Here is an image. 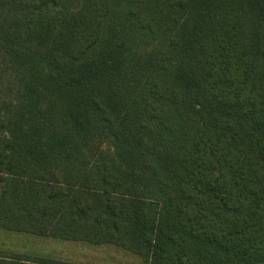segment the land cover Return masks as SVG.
Returning a JSON list of instances; mask_svg holds the SVG:
<instances>
[{
    "label": "trees",
    "instance_id": "16d2710c",
    "mask_svg": "<svg viewBox=\"0 0 264 264\" xmlns=\"http://www.w3.org/2000/svg\"><path fill=\"white\" fill-rule=\"evenodd\" d=\"M0 182V228L264 264V0H0Z\"/></svg>",
    "mask_w": 264,
    "mask_h": 264
},
{
    "label": "rangeland",
    "instance_id": "374dc122",
    "mask_svg": "<svg viewBox=\"0 0 264 264\" xmlns=\"http://www.w3.org/2000/svg\"><path fill=\"white\" fill-rule=\"evenodd\" d=\"M3 183L0 182V196ZM12 236V233L0 229V244L14 243L13 239L4 235ZM6 237V239H5ZM30 253L39 255H60L73 257L78 263L86 264H146L139 254L123 249L112 244L95 245L87 242L77 241L65 243L62 240L50 237L29 235L28 239H18Z\"/></svg>",
    "mask_w": 264,
    "mask_h": 264
},
{
    "label": "crops",
    "instance_id": "0c3cea01",
    "mask_svg": "<svg viewBox=\"0 0 264 264\" xmlns=\"http://www.w3.org/2000/svg\"><path fill=\"white\" fill-rule=\"evenodd\" d=\"M0 229L7 231L8 233H12V236H8V235L6 236L4 234L3 235L14 240V243H10L9 245L6 243L0 244V255L4 256V258L2 257L3 259L9 260L11 258H9L7 256L20 255V256H26V257L29 256L31 260H38V258H40V259L55 260V261H59V262L69 263V264H71V263L77 264L78 263V262H76V259L73 257H65V256H60V255H54V254H52V256H50V255H46V254L39 255V254L30 253L29 250L27 249V247L23 246L21 241H19L18 239H25V241H26L28 239L29 235H34V236H40V237H50V238H54V239H59L65 243H75V242H77L75 240H64V239L55 238V237H51V236L36 235V234L23 232V231H12V230H8V229H4V228H0ZM6 237H5V239H6ZM81 242H83V241H81ZM24 261L27 262V260H21V262H24Z\"/></svg>",
    "mask_w": 264,
    "mask_h": 264
}]
</instances>
